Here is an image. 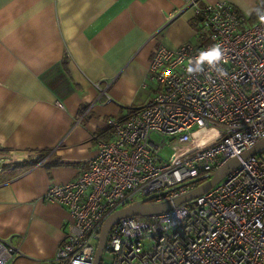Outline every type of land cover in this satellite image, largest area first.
<instances>
[{"label":"built area","instance_id":"built-area-1","mask_svg":"<svg viewBox=\"0 0 264 264\" xmlns=\"http://www.w3.org/2000/svg\"><path fill=\"white\" fill-rule=\"evenodd\" d=\"M182 2L202 43L158 45L147 70L156 85L151 100L124 120L107 119L110 139L80 176L47 188L42 199L65 207L70 221L46 264H93L109 215L183 195L264 139V2L249 22L227 2ZM217 45L221 58L210 64L202 54ZM14 253L0 239V264ZM103 253L111 264H264V149L192 201L118 220Z\"/></svg>","mask_w":264,"mask_h":264},{"label":"crops","instance_id":"crops-1","mask_svg":"<svg viewBox=\"0 0 264 264\" xmlns=\"http://www.w3.org/2000/svg\"><path fill=\"white\" fill-rule=\"evenodd\" d=\"M217 1L248 22L264 2L199 5ZM196 27L182 0H0V239L15 249L9 264L54 257L70 215L45 191L80 176L110 139L107 119L151 100L154 50L200 45Z\"/></svg>","mask_w":264,"mask_h":264},{"label":"water","instance_id":"water-1","mask_svg":"<svg viewBox=\"0 0 264 264\" xmlns=\"http://www.w3.org/2000/svg\"><path fill=\"white\" fill-rule=\"evenodd\" d=\"M264 149V139L259 140L250 148L242 152L239 157H234L224 163L219 169L213 171L206 177L197 180L195 185L187 193L174 197L167 201L151 202L150 199H143L136 201L120 210L115 211L109 215L99 233L97 238L93 264H100L103 254V247L110 228L120 219L132 216L147 217L167 212L181 204L194 200L195 198L205 194L211 190L218 182H220L227 174L234 170L240 161L246 160L254 156L257 152Z\"/></svg>","mask_w":264,"mask_h":264},{"label":"clouds","instance_id":"clouds-1","mask_svg":"<svg viewBox=\"0 0 264 264\" xmlns=\"http://www.w3.org/2000/svg\"><path fill=\"white\" fill-rule=\"evenodd\" d=\"M221 52L219 50V46H215L212 50L207 53H203L202 56L205 60H207L210 64L214 61H218L221 58Z\"/></svg>","mask_w":264,"mask_h":264},{"label":"rangeland","instance_id":"rangeland-1","mask_svg":"<svg viewBox=\"0 0 264 264\" xmlns=\"http://www.w3.org/2000/svg\"><path fill=\"white\" fill-rule=\"evenodd\" d=\"M172 153L173 152L170 148H165L162 154L164 158H169L172 156ZM100 264H111V257L108 254L103 253Z\"/></svg>","mask_w":264,"mask_h":264},{"label":"trees","instance_id":"trees-1","mask_svg":"<svg viewBox=\"0 0 264 264\" xmlns=\"http://www.w3.org/2000/svg\"><path fill=\"white\" fill-rule=\"evenodd\" d=\"M254 18H255V13H254V14L251 16V18H249L248 20H249V21H253Z\"/></svg>","mask_w":264,"mask_h":264}]
</instances>
